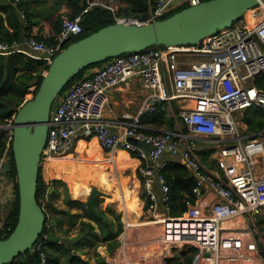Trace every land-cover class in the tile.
I'll return each mask as SVG.
<instances>
[{"label": "built area", "instance_id": "1", "mask_svg": "<svg viewBox=\"0 0 264 264\" xmlns=\"http://www.w3.org/2000/svg\"><path fill=\"white\" fill-rule=\"evenodd\" d=\"M7 1L16 4L19 0ZM202 1L156 0L145 21L121 17L115 22L139 26L162 18L181 4L196 6ZM94 6L108 8L99 1L86 0L78 14L62 18L53 42L32 36L0 41V55L22 53L48 68L63 44L81 34L82 18ZM247 12L199 44L150 46L125 53L73 82L52 104L41 153V159L64 156L79 140L95 139L102 151L121 149L135 155L140 162L137 172L145 198L143 208L151 216L147 222L161 227L159 244L184 253L193 248L199 254L203 251L206 255L198 256V264H227L232 256L256 264L257 245L250 239V231L264 213V138L248 136L240 122L245 110L253 106L264 109V91L255 84V79L264 75V1ZM19 14L25 21L24 13ZM136 79L145 92L142 104L130 121L113 123L105 116L110 94ZM162 103L171 111L172 104L177 106L180 123L176 130L145 132L144 118ZM4 131L8 147L0 156V176L8 168L11 141L10 131ZM130 137L144 143L148 151L128 142ZM198 139L215 145L219 172L211 173L202 165L196 153ZM166 154L174 164L184 166L194 180V201L179 217L170 216V186L163 174ZM207 192L215 198L207 199ZM11 201L12 196L4 204ZM4 204L0 202V240L9 230L4 228L8 210L1 213ZM241 219L243 222L238 223ZM46 239L44 233L33 245L41 264H47L43 250Z\"/></svg>", "mask_w": 264, "mask_h": 264}, {"label": "water", "instance_id": "2", "mask_svg": "<svg viewBox=\"0 0 264 264\" xmlns=\"http://www.w3.org/2000/svg\"><path fill=\"white\" fill-rule=\"evenodd\" d=\"M264 0H205L171 16L142 25L114 22L63 48L47 68L31 99L16 112L9 125L0 130L11 134V153L16 172L18 218L13 231L0 240V264H9L19 255L33 254L45 224L44 210L37 202V181L41 168L49 114L52 104L68 82L91 64L150 46H189L231 26L246 11ZM106 5V2L105 4ZM135 146L141 143L130 137ZM90 188L85 208L94 216Z\"/></svg>", "mask_w": 264, "mask_h": 264}, {"label": "trees", "instance_id": "3", "mask_svg": "<svg viewBox=\"0 0 264 264\" xmlns=\"http://www.w3.org/2000/svg\"><path fill=\"white\" fill-rule=\"evenodd\" d=\"M104 1L106 2V0ZM151 1L153 3L155 0ZM18 3L16 4V7H12L11 5H9V7H5L4 1L0 0V8H3V10H5L8 14V23L14 30L13 34L9 33V31L4 28L0 16V41L12 42L14 40H20L19 36L22 27L20 22L17 20L16 10H19V12L22 10L24 14L25 11L21 9V6H19ZM85 6L86 0H83V4L79 7L78 13ZM186 7H188V5L185 4L179 8H172L160 19L167 18L175 12H178ZM121 17H131L140 21H145L148 18V0H124V5L122 8L113 10L103 6L92 7L82 18L81 34L70 37L63 44L61 50L69 44L86 37L92 32H95L106 25L113 24L116 18ZM10 18H13L15 22H11ZM46 41L53 42V38H49ZM103 63L91 64L85 67L68 82L59 96L63 94V92L67 90L73 82L81 79L86 71L89 69L95 70ZM44 70H47V68L42 65V62L28 58L22 53H13L7 56L0 55V126H5L10 123L13 120L17 110L28 101L25 99L24 95L29 92V89L32 85L36 86V89L33 92L35 94L42 80V73ZM255 84L259 89L264 91V75L257 77L255 79ZM172 110L174 114L178 113V108L175 104H172ZM143 121H145L147 124H152L157 128L164 126L165 130L169 131H175L177 125L180 123V119L178 117L169 115L166 108V103L159 105L157 111L154 114L146 116ZM241 123L246 126V132L248 136L255 138L259 137L260 133H264V109L258 106H253L245 110L242 113ZM186 131L187 129L184 128V132ZM145 132L157 133L150 130H146ZM7 147L8 135L5 134V131H0V156L4 153ZM6 157L8 168L4 174L11 185L12 201L7 204L8 212L4 217V228H9L5 238H7L13 231L18 218V191L16 172L11 153V143H9ZM131 157L136 158L135 155H131ZM163 174L165 175L166 181L170 186V216L179 217L186 211L188 205L194 201L192 196L194 180L190 177L189 172L184 166L180 164H174L173 161H168L163 170ZM57 184H63V182L60 180H51L49 183H46L42 178L41 168L39 169L36 199L40 207H42L40 197L43 198L45 194H47V196L50 198L58 195V191L53 188V186ZM100 196H105L110 199L109 196L99 193L98 191L94 193L92 198V208L94 209L96 216L92 215L85 208L83 202L71 200L69 197L65 198L66 204L69 207H79V209H83V214L70 213V211L67 209H56L55 207H52L58 213L67 216L69 227L76 226L78 219L82 217L90 219L98 226L99 232L96 231L95 226L90 221L82 220L78 223L79 230L77 235L73 238H69L68 241H64V243L59 242L60 239L57 231H54L53 228L51 230V228L48 227L47 216L46 212L44 211L45 224L38 241L42 240V235L44 233H47V239L43 243V250L46 254L47 264H89V262L81 259V255H84L85 253L81 252L79 254V251H81V249L88 244H92V239L96 235H98L100 242L108 243L109 251L118 245L117 238L123 232L121 214L112 209V203L114 201L111 199L105 205L104 210L97 209ZM108 215L112 217L110 218ZM61 221L62 219L57 217L54 218V222L57 224H60ZM98 258V260L101 262L102 258ZM187 260L190 261L191 257L187 258ZM9 264H41V260L38 252L34 251L32 255H30L28 252L24 253L23 255H19ZM174 264L180 263L175 262Z\"/></svg>", "mask_w": 264, "mask_h": 264}, {"label": "crops", "instance_id": "4", "mask_svg": "<svg viewBox=\"0 0 264 264\" xmlns=\"http://www.w3.org/2000/svg\"><path fill=\"white\" fill-rule=\"evenodd\" d=\"M2 1H4L5 7H9V5H11L12 7H16V4H17V3L14 4L7 0H2ZM94 1H99V0H94ZM155 1H153L152 3L151 0H148V11L151 6H154ZM102 3L104 5L105 1L102 0ZM18 4L19 6H21V9L25 11V14H24L25 21H24L20 17L19 10H16L17 20L20 22L21 27H22V29L20 30L19 39L22 40L26 36H32L39 40H47L49 38H54L57 35L61 27L60 23L62 21V18L71 17L75 15L76 13H78V9L83 4V0H78V1H74V0H20ZM123 5H124V0H106V6L111 9L122 8ZM7 15L8 14L6 13V11L3 10V8H0V16H1L2 24L4 28L9 31V33L13 34L14 30L12 29V27H10L8 23L9 18L7 17ZM10 20L11 22H15L13 18H10ZM93 71L94 69H89L88 71L84 73V76H88ZM144 97H145V92L141 88V83L139 79H136L135 82L133 83H128V84H124L120 86L118 89H116L110 94L109 102H108L107 109H106V115H105L106 118L111 120L113 123L130 121L131 117H133L136 114L138 107L142 104ZM166 108H167L169 115L174 116L173 110L171 111L167 105H166ZM145 121H143V126L146 130H150L153 132L165 130L164 126L157 128L156 126L152 124L145 123ZM240 124H241V129L243 131H246V126L241 122ZM5 134H7L6 131H5ZM260 135L264 138V133H260ZM197 141H198L196 143L197 150H198L197 155L199 156V159L202 165L204 166V168L211 173L219 172V170L216 168V160L218 157V153H217V149L215 145L212 144L207 139H198ZM116 151L126 152L125 150H121V149L116 150ZM127 155L132 160H135L137 164L134 170V175H136V180L138 182V187H136V192H137L136 196L139 199L141 212H142V215L139 217V221L142 222V220L145 217V214L147 213H146L145 208H143L145 204V198H144V194L142 193L141 180L137 172V168L139 167L140 162L138 158L131 157V155H129L128 153ZM163 160L171 161L172 157L166 154L163 157ZM4 173L2 174L3 176L2 175L0 176V202L2 204L6 203L7 199H9L12 196L11 185L9 184V181L7 180L6 175ZM154 190L158 193V188L156 186ZM205 197L209 200H213L215 198V196L211 192L205 193ZM147 215L151 217L149 214ZM242 222H243L242 219L238 221V223H242ZM246 222L247 224L250 225V221L247 220ZM253 223H254V226L250 231L251 233L250 239L256 242V245H257V252L255 254L256 264H264V260L259 253V250L264 248V235H263L264 213L261 214L259 217H257L255 222ZM127 232H128V229H125L124 227L123 239L120 241L117 240L118 245L114 249L110 251L108 250L106 252L107 255H104L102 250H101L102 252L99 251L102 254V256H99L102 258L101 262L98 260L99 258L97 257L92 260L90 259H84V260L89 262V264H135V263L142 264V259L140 261V259L138 260L132 257L134 259L133 261L132 258H129V255L131 256H134V255L129 254L128 252L126 253V251L127 250L135 251V249L141 250V249H144L145 247L147 249L149 247H152L153 242H150L149 240H146V241L144 240L145 242L143 243H139V242L132 243L127 240V235H126ZM59 239H60L59 240L60 243H64V239H65L64 236H60L59 234ZM124 243L125 244L127 243V244L125 245ZM105 244H102V246H105ZM106 245H108V243ZM166 250L167 249L163 247L164 252H162V255H159V254L155 255L154 260H153L154 263L152 262L150 264H174L175 262H179L180 264H198V256L200 254L206 255L203 251L202 253L200 252L199 254V251L196 248H193L185 253L178 251L176 252V254L174 253L175 255L171 254L170 252L173 249L170 248V251L167 250L168 252ZM190 251L194 253L188 254ZM152 253L155 254L156 252L155 253L152 252ZM189 257H191L190 261L187 260V258ZM117 258L118 260L116 261ZM227 261H228L227 264H245L246 263L244 262V260L237 259L233 256ZM246 264H249V263H246ZM252 264H255V263H252Z\"/></svg>", "mask_w": 264, "mask_h": 264}, {"label": "bare ground", "instance_id": "5", "mask_svg": "<svg viewBox=\"0 0 264 264\" xmlns=\"http://www.w3.org/2000/svg\"><path fill=\"white\" fill-rule=\"evenodd\" d=\"M246 13L248 12L246 11L245 14ZM107 157L108 158L105 159L95 139L89 142L79 140L71 153L45 160L47 165L46 175L67 183L73 200H81L87 196L90 192V184L98 185L102 187V189L108 191L112 199L119 204V210L124 213V224H128V231L131 230L132 232L134 228L149 225V222H141L138 220L142 212L139 199L136 196V187H138V182L134 176V170L137 165L136 161L129 158L127 153L123 151L110 153ZM126 171H130L129 176L124 175ZM130 182L131 185H129ZM134 238H136V236ZM152 242H157L159 244L160 239L156 238ZM155 244L156 243H153L152 246L154 247ZM167 247L169 248V246ZM161 249L163 248L161 247ZM100 252L102 251L100 250ZM117 260L118 258L116 261ZM132 260L134 261L133 258Z\"/></svg>", "mask_w": 264, "mask_h": 264}, {"label": "rangeland", "instance_id": "6", "mask_svg": "<svg viewBox=\"0 0 264 264\" xmlns=\"http://www.w3.org/2000/svg\"><path fill=\"white\" fill-rule=\"evenodd\" d=\"M99 2L102 3V0H99ZM183 5H185V4H181L179 6H176L175 8H179V7L183 6ZM35 89H36V86L32 85L30 87V89H29V92L24 95L25 99H27V100L31 99L33 94H34L33 92H34ZM174 116L177 117V114H174ZM2 131H4V130H2ZM139 147L141 149H143L145 152L148 151V147L144 143H140ZM102 152L104 153L105 151H102ZM196 153L198 154V150L196 151ZM108 154H110V152H105L104 153L105 159L108 158L107 157ZM46 159L47 158H44V159L41 160V175H42L43 180L46 183H49L51 180H58V179H54L53 177H51L49 175L48 176L46 175V169H47V165H46V162H45ZM7 165H8V163H7ZM129 174H130L129 171H126V173L124 175H128L129 176ZM134 176L136 177V175H134ZM60 181L63 182V184H57V185L53 186V188H55L58 191V195L57 196H53V197L50 198L49 196H47V194H45L43 196V198L40 197V201L42 202V208L46 212L48 227L51 228V230L53 228L54 231H57L58 235L60 234V236H64L65 237L64 241H68L69 238H72V237H74L77 234V232L79 230L78 223L80 221H82V220L90 221L95 226L96 231L99 232L97 224L94 223L93 221H91L90 219L84 218V217L78 219V223L76 224V226L69 227V223L67 222V216H65L64 214L58 213L57 211H55L52 208V207H55L56 209H67L71 213H76L77 212V213H82L83 214V209H79V207H69L66 204V202H65V198L66 197H69L71 200H73V199L71 198V195H70V190H69L70 188L68 187L69 185L67 183H65L64 181H62V180H60ZM129 185H131V182L129 183ZM89 186H90L89 188H91L92 186H96L97 187V191L99 193H102V194H105V195L109 196L110 199L112 200L111 194L108 191L102 189V187H100L98 185H94V184H90ZM87 196H85L84 198H82L81 200H78V201H80V202L85 201ZM110 199H108V197H105V196H100L99 197V204L97 206V209L104 210L105 205L110 201ZM112 209L114 211H116L117 213L121 214V222H122V224H124L125 223L124 218H123L124 215L122 214L123 212L119 210V204L117 202H113L112 203ZM7 210H8V205L4 204L3 205V209L1 210V213L4 215L7 212ZM108 216L110 218L112 217L110 215H108ZM55 217H57L59 219H62L60 224H57V223L54 222V218ZM149 219H150V217L147 214H145V217H144V219L142 221H146L147 222ZM138 220H139V218H138ZM151 224L152 223H150L149 225H146L144 228H142V227H139V229L138 228H134V231L132 230V232H131V230L128 231L127 234H126L128 236L127 240L128 241H132V242L143 243V242H145L143 240H146V239L149 240L150 242H152L156 238L160 239V236H161V227H160V225L159 224L151 225ZM124 226H125V224H124ZM128 230H129V228H128ZM123 234H124V231L117 238L118 241L123 239V236H124ZM263 235H264V232H263ZM133 236L134 237L136 236V238H134ZM153 243H156V244L154 245V247L153 246L151 247V250H150V247H149V248H147L148 251H147L146 248H144L143 250L141 249V250H135V251L127 250L126 253L128 252L129 254L135 255V256L129 255V258L133 257V258L138 259V260L142 259V264H150L152 262L154 263V261H153L154 260V256L158 255V254L162 255V250L163 249H161V247H160L161 244L159 245L157 242H153ZM153 243H152V245H153ZM65 244H67V243H65ZM102 244H105V243H102V242L99 241L98 235L93 237L92 244H88L87 246L83 247L81 249V251H79V254L81 252L85 253L84 255H81V259H83V260L84 259L92 260V259H95L96 257L98 258L99 256H102V254L99 252L100 250L103 251L104 255H107L106 252L108 251V245H106L107 244L106 243L105 246H102ZM130 251L133 252V253H131ZM154 251L156 252L155 254L152 253ZM168 251H170V249ZM146 252H147V254H146ZM170 252H171V254H174V253L176 254V252H178V250H172ZM196 252H198V251H196ZM149 253H151V254H149ZM192 253H194V252L190 251L188 254H192ZM259 253H260V255L262 256V258L264 260V248L260 249ZM255 254H254V257H255ZM127 258H128V256H127ZM244 262H246V261H244ZM246 263H248V262H246Z\"/></svg>", "mask_w": 264, "mask_h": 264}, {"label": "clouds", "instance_id": "7", "mask_svg": "<svg viewBox=\"0 0 264 264\" xmlns=\"http://www.w3.org/2000/svg\"><path fill=\"white\" fill-rule=\"evenodd\" d=\"M0 131H2V130H0Z\"/></svg>", "mask_w": 264, "mask_h": 264}]
</instances>
